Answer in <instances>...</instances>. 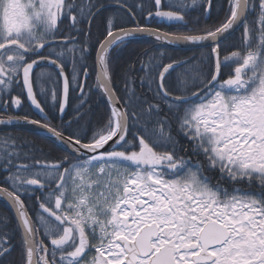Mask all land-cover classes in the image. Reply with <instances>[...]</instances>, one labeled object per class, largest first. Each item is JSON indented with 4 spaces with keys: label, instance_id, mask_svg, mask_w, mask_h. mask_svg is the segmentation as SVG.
<instances>
[{
    "label": "snow or ice",
    "instance_id": "obj_1",
    "mask_svg": "<svg viewBox=\"0 0 264 264\" xmlns=\"http://www.w3.org/2000/svg\"><path fill=\"white\" fill-rule=\"evenodd\" d=\"M142 36L199 54L127 64L120 95L113 53ZM20 124L65 151L0 133V264H264V0H0V126Z\"/></svg>",
    "mask_w": 264,
    "mask_h": 264
},
{
    "label": "trees",
    "instance_id": "obj_2",
    "mask_svg": "<svg viewBox=\"0 0 264 264\" xmlns=\"http://www.w3.org/2000/svg\"><path fill=\"white\" fill-rule=\"evenodd\" d=\"M129 3H133V0H128ZM217 3H219V0H217ZM198 12L196 11H191L190 14L187 16V20H188V26L191 27L194 22H195V18L198 16ZM220 15L222 16L223 13H220ZM217 17H216V13L215 11L213 12V16L212 19L208 20L207 23H214L216 21ZM125 21L131 25L132 21L127 20V18H125ZM139 22L141 24H145V20L143 18L139 19ZM201 23H204V19L201 18L200 20ZM149 26L151 27H155V28H159L163 31H167V32H175L178 30L180 31H184L185 29L183 28V26H167L163 23H159L156 21H150L148 23ZM63 27V26H62ZM236 36L239 35V33L237 32L235 34ZM160 51H164L166 53V55H169L173 58H185L188 56L193 55V53L195 54H199V49L198 50H173V49H168L166 47L160 46L156 43H154L153 41L150 40H144V39H137L135 41H133L130 45H128L127 48H125L123 51L121 52H116L113 53L112 56V67L114 70V75H113V85L115 87V90L117 91L118 94L122 95V89H123V70L125 69V67L127 66V64L132 63L133 61H135L136 63V69L139 70V61L140 59H147L148 56L152 55V54H159ZM95 58V49L93 48V51L91 53V57L89 60V67L92 68V72L91 75L88 78V84L89 86L93 85L95 83V69L94 66L92 65V60H94ZM180 69H177V72H179ZM228 69H225V72H227ZM37 72H39V69H37ZM132 75L136 76L139 75V72H133ZM176 73H173V77H175ZM136 89L137 92H146V89H142L140 88L139 85V81L137 80L136 83ZM15 93V92H13ZM150 95V94H149ZM76 99H75V94H73L72 98L70 99V104L69 107L67 109V114L63 117L64 121H67L71 115H72V108L73 106L76 104ZM88 104L91 106V113L94 119H102L106 109H107V101L105 100V98L97 91V90H93V92L91 93L89 99H88ZM48 111L49 114V118L51 119L52 123L55 126H60L61 120L59 118L58 112L53 111L50 108L46 109ZM10 111L15 112L17 110H13L11 109ZM25 111H27V106H25L24 108L19 109L20 114H23ZM30 115L32 116V118H36L39 119L38 116L36 114H34L33 112L30 113ZM84 122L81 121V124H83ZM76 125L72 126V130H76ZM12 132L14 135H19L21 138L23 139H27L28 141H30L38 150H42L43 154L46 155L49 159H54L56 157H60L64 154V151L62 148H60L59 146H57L56 144L43 139L41 137H38L36 135L33 134H29L26 132H21V131H9ZM88 134L90 135V131L88 132ZM175 131H174V135H175ZM180 145L185 146L188 148V152H190L191 150V146H190V142L185 139L182 135L178 136ZM181 155H185L186 157H190L188 156L186 153L181 152ZM37 155H40V152H37ZM191 155V153L189 154ZM193 160H195V157H191ZM203 159V157H200ZM24 199L26 200V197H24ZM29 203V202H28ZM29 207L30 210L32 212H34V206L33 204L29 203ZM0 212H9L10 210L9 208L3 204L2 202H0ZM18 256V252L17 253H13V258H16Z\"/></svg>",
    "mask_w": 264,
    "mask_h": 264
},
{
    "label": "water",
    "instance_id": "obj_3",
    "mask_svg": "<svg viewBox=\"0 0 264 264\" xmlns=\"http://www.w3.org/2000/svg\"><path fill=\"white\" fill-rule=\"evenodd\" d=\"M163 24H165L167 26H177L175 24H168V23H163ZM138 39L150 40V41H153L154 43H156V44H158L160 46L166 47L168 49H173V50H198L197 48H193V47L188 46V45L160 44V43L156 42L153 38L148 37V36H142V37H140ZM33 112L39 117L38 113H36L35 111H33ZM9 131H21V132H26V133H29V134L36 135L38 137H41L43 139H46V140L56 144L57 146H59L60 148L65 150L64 147L62 145H60L57 141H55V139L53 137L47 135L42 130L37 129L33 125L20 124V125H13V126H7V127L0 126V133L9 132ZM0 202H2L3 204H5L8 207V205L6 204V202L3 199H0Z\"/></svg>",
    "mask_w": 264,
    "mask_h": 264
},
{
    "label": "flooded vegetation",
    "instance_id": "obj_4",
    "mask_svg": "<svg viewBox=\"0 0 264 264\" xmlns=\"http://www.w3.org/2000/svg\"><path fill=\"white\" fill-rule=\"evenodd\" d=\"M150 21H145V23H149ZM13 94H15V93H13ZM11 110V109H10ZM14 110V109H13ZM34 113V112H33ZM35 114V113H34ZM39 118V117H38ZM191 153V150H190V152H187L186 154L188 155V156H191V155H189ZM200 159H202V158H200ZM209 175L212 177V180H213V182H215V178H216V174H214V173H209ZM26 201L27 202H29V203H31V204H33V206L35 205V198L33 197V199L31 200V201H28V198L26 197ZM36 207H38V206H34V212H35V210H36ZM34 212H33V214H34Z\"/></svg>",
    "mask_w": 264,
    "mask_h": 264
}]
</instances>
